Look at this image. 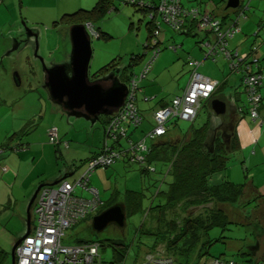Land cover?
<instances>
[{
	"label": "trees",
	"instance_id": "16d2710c",
	"mask_svg": "<svg viewBox=\"0 0 264 264\" xmlns=\"http://www.w3.org/2000/svg\"><path fill=\"white\" fill-rule=\"evenodd\" d=\"M161 1L162 0H152L149 2L143 0H124L125 4L137 6L138 10L147 17L146 29L148 30L149 48L152 50V55L149 57V59H152L153 55L156 53L152 63H154V61L157 59L162 49H177L175 45L171 44L164 46L162 44L163 41L158 38L160 32H162L161 23L166 24L163 18L164 12L160 10ZM113 2L114 0H98L90 9L81 7L77 11L64 13L57 24L62 22L68 23L70 25L89 24L99 34L98 39H103L104 37H107V34L96 27V23L98 24V22L103 20L111 6L114 5ZM180 8L186 13H189L191 10H196L197 14L194 16H184L181 14L179 19L182 21V24L180 25V30L178 33L185 32L190 36L191 33L197 32L198 36L196 45L203 52V60L210 59L213 60V62H217L218 58V60H224L226 61L225 64L229 67L230 77L232 75H240V88L238 90L245 96L246 102L248 101L245 94L246 87L243 85V79L246 75H255L260 77L258 81L259 84L255 88V94H258L260 98L257 105V111H259L260 105L263 102L262 96L260 95V89L262 87L264 71L260 68V62L258 61L259 59L255 57V54L257 53L256 47L252 46L248 52L241 53L237 50H230L228 47L229 40L222 45L216 44V37H213V28L209 29L206 27H199L200 17L208 16L217 20L220 24V28L223 29H226V27L231 28L232 25H226L225 19L223 17H217L212 13L205 11L206 9L202 6L200 1H198V5L191 8H186L182 4V0H180ZM239 13L240 11L238 9L236 16H239ZM195 19H197V22ZM166 25L172 31H174L168 24ZM221 31L223 30L221 29ZM253 48H255V50H252ZM209 51L210 54L207 56L206 54ZM227 53L228 56L226 55ZM234 53H237V56H233ZM242 55L245 57L242 58ZM142 57L143 55L141 54L130 55V58L127 59L119 74L120 81L128 85L138 80L137 94L141 90L140 83L143 81V78H140L139 76L141 71H134L133 67H135L138 62H141ZM121 60V57L112 59L110 63L104 65L98 70L95 77L107 74L113 70L115 71L120 65ZM193 62H197L199 64L197 68L193 67ZM188 63L190 64V78V75L194 70L199 73L198 68L202 65V62L191 60L188 61ZM149 70H147V72ZM230 77L228 76L227 80ZM225 86L226 82L222 84L218 83V87L214 94H217L219 90H222V88ZM182 93L175 97H181ZM214 94L212 96H214ZM209 99L200 102V107L197 109L194 118L191 121H187L191 124V126L187 128V130L181 135L174 134V128L177 126L174 125V123L177 122V119H172L168 120V122L164 125V135L152 138L147 136L156 126L154 112L165 108L166 106L156 108L152 112V127L150 126V129L144 131L142 138L136 140L131 138V136L134 135L133 133L135 130H133L131 135L128 136L127 132L128 129H137L143 123V118L137 108L136 110L140 117V122L137 125L129 122H123L124 131L122 138L119 135V131L112 130V134L110 133L112 136L106 134L107 127L113 118H101L100 124L101 129L103 130L104 146H102V148L90 158H86V156L82 157L76 152L71 156L72 160L76 161V164L78 159L82 158L80 161V168H82V172L79 174V177L85 170H87L90 160L97 155L114 152L119 154V158L110 165H99L95 168H92L89 172L90 175L88 180L84 186H80L83 180L80 182V185L76 186V182L78 181L77 179L79 177L73 182L66 181L74 186L71 192L72 197L76 199H97L95 209L89 212L82 220L74 223V225H72L70 228L75 227L82 222L86 223L92 218V216L102 211L101 208H107L113 203L119 201L124 204L127 217L133 213L139 212L146 215L148 226L142 223L138 228V235L141 236L140 238L146 237L151 238L152 240L150 251L145 253L144 257L148 254L163 252V254L170 257L176 264H192L190 261L194 263L193 260L195 258L218 259L219 257H208L207 248L216 240L209 237V231L217 227L220 228L223 233L226 230H229V227L226 226L233 223L228 217L229 208L231 209L234 207L238 208V211H242L247 207V211L244 213L245 217V215H247V213L252 208H254L259 196L255 197V194L253 190H250L246 179L244 183L242 181L236 183L231 180H227L224 176L232 153L235 152V150L239 147L236 132L234 133V138L230 142L229 154L224 151V145L220 144L219 139L216 140V149L213 154H208L203 150L202 143L207 130V119H205L202 124H196V120L198 118L200 109ZM171 100L167 106L170 105ZM4 102L5 101H1L0 103L3 104ZM246 112L249 115L250 106L247 107ZM250 119L251 121L258 120L259 113H257V118L252 119L250 117ZM127 126L128 128H126ZM20 130L21 131L12 134L11 137L6 139L5 143L1 146L2 150H8L7 153H18L23 150L25 139L23 140L22 137L28 135L30 128L29 126H23ZM75 131L77 132V130ZM17 136L20 139L19 145L11 147L13 139ZM47 136L48 142L55 148V152L59 153V145L61 144V139L59 136L56 135L53 140H51L49 137V132H47ZM123 140H127V145L124 146V144H122ZM147 140H150V144H146ZM140 143L145 146V150H142L140 147H138ZM137 156L141 157V159L137 160ZM116 164H121V168L124 170V173H130L128 180L132 178L133 180L136 178V181L137 179L139 180L143 192H135L125 187V189H122L123 195H121L122 197L120 199L117 198V195L107 199L101 198L100 193H98V191L93 186H91L92 183L90 181V177L96 172L97 169H107L114 167ZM134 166H136V168H134ZM155 174L163 177L161 181H157L156 179L151 180L149 178L151 175ZM75 187L80 188L81 195L75 194ZM44 188L46 187L41 188V190ZM89 189L96 190L95 196L90 193ZM41 190L37 194L34 206L36 205L37 199L40 196ZM84 192H87L88 196H83ZM115 193L119 195L120 192L115 191ZM34 221V229L30 235H32L35 230L36 218ZM238 226H240L239 223ZM68 229L64 231V235L61 238V243L63 245L79 246L81 244L89 243L85 240H80L77 238H74L70 244L64 243ZM87 229L89 230L90 234L94 235V231L90 226H88ZM222 237L219 238V240L223 239ZM92 242L98 243L100 248H111L114 255L113 259L117 261L125 259L129 254L128 245H125L121 240L118 239L106 241L97 239L93 240ZM138 244H141V239L138 240L137 245ZM261 250L264 253V245L261 247ZM6 253L7 252L4 249H0V264H5V262L7 263L8 257ZM174 254H178L179 259L175 258ZM262 258L264 257L262 256L258 258V261ZM232 262L237 264L233 260Z\"/></svg>",
	"mask_w": 264,
	"mask_h": 264
},
{
	"label": "crops",
	"instance_id": "0c3cea01",
	"mask_svg": "<svg viewBox=\"0 0 264 264\" xmlns=\"http://www.w3.org/2000/svg\"><path fill=\"white\" fill-rule=\"evenodd\" d=\"M46 5H39L37 0H1L0 2V57L3 54H6V52L11 51L12 42H10V38H17L15 30L18 28V24L20 22L24 21L27 26H33V25H39L42 24L45 26L46 30L49 31L50 34L49 37L47 36V33L44 32L45 39L48 42V38H53L54 40H57V37L55 35V30H58L59 28H62L64 26H68L70 24L68 23H59V17L63 15L64 13H67L68 10L72 7L73 3L71 1L66 3H60L54 4L52 1L44 0ZM143 1H152V0H143ZM198 1L201 2L202 6L206 9L205 11H208V13H212L214 16L217 17H223L225 19L226 25L230 24L231 21L236 18V12L237 10H226L225 5L228 0H182V4L186 8H191L196 5H198ZM249 2V10L246 13L247 18L241 17L238 19V29L239 32L234 35V37L228 41V46H230V50H237L241 53H246L248 50L251 49V47H256L257 53L255 54V57L259 59L260 62V68L264 71V37L258 40L260 33L264 35V30H262V27H264V0H239V5L243 6L246 2ZM32 2H35L38 4L37 7H30ZM50 2V3H49ZM85 6L84 8H89L88 5L82 4ZM36 8V9H35ZM240 8V7H239ZM238 8V9H239ZM25 9V11H24ZM40 11V15L35 18L36 20L32 18L33 15L31 14H37ZM71 12V11H70ZM35 21V22H32ZM14 24L13 28L11 29L9 25ZM68 24V25H66ZM96 27L100 28L99 23H96ZM102 32H105L101 29ZM252 39H248L251 34ZM107 34V37H104L103 40L108 41L110 38L109 34ZM193 34V33H191ZM190 36L187 35L185 32H179L178 35H185L186 37ZM54 36V37H53ZM94 39V38H92ZM99 40V39H97ZM175 40V41H174ZM258 40V41H257ZM95 40H91V42H94ZM174 45L177 47L176 54L181 58L184 63L185 67L187 68L188 72L190 71V64L188 61H193L196 58H199V54L195 56V58L192 57L193 53L187 49V56L185 53L180 52L179 49L183 46L184 40L177 46V44L180 42L178 39H173ZM59 40L56 42L54 41V44L58 45ZM177 42V43H176ZM49 44H53L50 43ZM197 44V41H196ZM164 46L165 43L163 44ZM168 45V44H167ZM94 46V45H93ZM46 47V46H45ZM94 49V48H93ZM54 50V49H52ZM202 51V50H201ZM186 52V51H185ZM93 54V51H92ZM14 52H10L9 54V60L12 62L15 59ZM202 57V56H201ZM173 56L169 54L167 63L172 60ZM6 58H4L0 65V71L2 72V67H6L8 61ZM203 60V59H202ZM226 61L222 60L221 63H225ZM110 63V62H109ZM102 68V67H101ZM200 67L198 68L199 72ZM200 73V72H199ZM228 76L230 77L229 73L226 76V79H224V82H227ZM189 80V77L186 81V83L182 86L176 84L174 90L172 93L164 94L165 88L158 85L157 80H153L150 82H144V80L140 83V92L136 95L135 99V105L137 110L140 112L143 123H142V129L148 130L153 125V119H152V112L156 108H161L164 106H167V104L170 102V100L180 95L183 92V89L187 85ZM5 82L10 84L8 80H4V82H0V85H4ZM178 85V86H177ZM184 86V87H183ZM9 88H4V90L8 93L6 97H4V94L0 95V97L4 99H0L1 101H5L3 104L0 103L1 107L0 110L6 109V113L3 115L4 118L9 117L7 115L8 109L12 111L13 119L11 121V127L14 128L17 124H23V126H29L30 130L28 134L30 135L28 138L25 139V145L23 147V150L16 153H7L8 150H2L1 146L5 143L6 139L8 137H3V139H0V155L4 158L2 161H0V249H4L6 246L5 244H12L13 242H16L22 235H24L26 232H32L34 229V204L35 200L32 203V205L29 206L30 198L32 196V193L34 189L41 185V184H50L54 182L55 180H58L63 176L64 174L70 175L73 174L70 178H67V181L73 182L76 181V179L79 177V174L82 172L80 171L79 174L75 177L76 171L79 170V168L76 167V161L72 160V158L67 159L70 155L69 153V147L70 144L69 139H66L64 135L68 134L70 135L72 130H76L74 127H68L67 131L63 132V129H60V126H57L55 128L54 122L59 121L58 120V114H50L51 106L50 104L45 100L43 95L41 94L39 97L33 96V99H37V106L36 108L26 113L25 112V103L28 97H24L25 94L21 92L18 89H16L14 86L12 87V84ZM264 81L262 82V87L260 89V95L262 96L263 102L260 105L259 111V119L256 121H251L247 111V102L245 99V96L243 94L237 95L235 97L239 114L242 115V117L239 119L237 125H236V136L239 142L238 149L235 150V152L232 153V156L230 160L233 158L232 162L233 164L231 167L237 168L235 171L232 169L227 172L226 171L231 168L230 166L225 170L224 176L227 180H231L233 182H241L240 178L243 174L245 176V179L247 180V184L250 188V190L254 192L255 197L259 196L257 199V203L252 208L245 217L242 215V211H239V216L237 217L236 225L238 223L240 225H245L248 227V229L252 230L248 232L250 233L251 237L250 239H253L255 244L258 246L256 247V250L251 249V254H254L255 256H263L264 253L261 250V247L264 245ZM225 87L222 88V90H219V92L223 91ZM239 91V90H238ZM39 95V94H38ZM23 96V97H22ZM156 101V103L149 104L152 101ZM28 105V104H26ZM241 109V110H240ZM51 111V112H50ZM24 112V113H21ZM24 116H26L24 118ZM52 116H57V118H53L54 121H52ZM60 116V115H59ZM46 119V120H45ZM9 120V118H8ZM38 123H35L37 122ZM46 123L45 127L44 124ZM174 125H177V123H174ZM151 126V127H150ZM41 128V129H39ZM43 128V129H42ZM55 128L56 134L61 139V144L59 145V153L55 152V148L48 142L46 131L48 129ZM128 128V126L126 127ZM98 130V131H96ZM129 130V129H128ZM39 131L41 134V137L37 138L34 134L35 132ZM86 133V142L90 144L87 140L92 136V141H94L97 138L98 133H102L103 130L101 128H92V131L89 132V130L83 128L82 130L77 129V132ZM184 131L179 130L177 126L174 128V134L175 135H181ZM91 133V134H90ZM63 135V136H62ZM90 135V136H88ZM141 135L138 137L132 135L131 138L133 139H139ZM73 139V143L77 142L76 137H70ZM92 144L88 146L90 149H88L87 154H82V157L90 158L94 154H96L101 148L96 149L95 151H92ZM104 146V145H103ZM96 147V146H93ZM77 151H73L72 155ZM55 155L56 158V168L58 171L53 168V156ZM80 155V154H79ZM44 156L48 157V160L46 161L47 168L40 169V163L43 160ZM78 158V157H77ZM76 158V159H77ZM74 161V162H73ZM75 163V166L72 167V164ZM152 165V164H151ZM49 167V168H48ZM121 164H116L114 166V173H119ZM159 168V167H157ZM93 175L90 177V181L92 183ZM244 179V181H245ZM133 183L132 186L126 187L127 189H130L135 192H141V186L140 182L136 178L135 180L130 179ZM243 182V181H242ZM140 186V188H139ZM102 189L97 187L98 193H103V197L105 199L110 198L114 195H117V198H121L123 195L122 189L119 191L117 187L114 189H109L105 187V185L101 186ZM115 191L120 192L119 195L115 193ZM143 192V191H142ZM108 196V197H107ZM262 196V197H261ZM261 197V198H260ZM232 210H229L228 217L230 219L231 215L233 214L232 211H234V207L231 208ZM27 215H29V220H27ZM235 216V214L233 215Z\"/></svg>",
	"mask_w": 264,
	"mask_h": 264
},
{
	"label": "rangeland",
	"instance_id": "374dc122",
	"mask_svg": "<svg viewBox=\"0 0 264 264\" xmlns=\"http://www.w3.org/2000/svg\"><path fill=\"white\" fill-rule=\"evenodd\" d=\"M48 1H52L54 4H58V5H60V3H66L69 1L73 2V3H69V4H72V7L70 8V10H68V12L70 13V11L71 12L77 11L81 7H85L82 4L88 5V7H89L88 9H90L94 6L96 1H98V0H48ZM37 2L40 6L46 5L44 0H37ZM113 3H114V5L111 6V8L106 13V16L103 18V20L98 22L100 25V28L102 30H104L105 32H107L109 34L110 38L108 39V41H105L103 39H99V40L91 39V40H95V41L92 42L93 54H92V58L90 61V67H89L90 74L97 73L101 67L108 64L112 59H116L119 57L122 58V62H123L122 66H124L127 59L130 58V55H132V54L143 55L141 62H138L137 65L135 67H133L134 71L140 72L144 66L143 64H145L148 61L149 57L152 55V50L149 48V42H148V30L146 29L147 17L142 12H140L138 10L137 6L125 4L124 0H114ZM38 4L35 2H32L31 5H29V6L32 7V9H34V7H37ZM24 11H25V9H24ZM31 15H33L32 16L33 20L34 19L36 20L38 18V16L40 15V11H39V13H37L35 15L34 14H31ZM35 17H37V18H35ZM61 18H62V15L59 17L58 21ZM32 22H35V21H32ZM13 25L14 24H11V25H9V27L11 28ZM66 25H68V24H66ZM39 26H41L43 31L47 33L48 37L50 34H52L49 31H47L45 26H43L42 24H39ZM262 30H264V27H262ZM161 31L162 32H160L158 38H160L163 41L162 44L165 43V45H167V44L174 45L173 43L175 40L173 41V39L175 38V39L180 40V42L177 44V46H178L184 40L183 46L181 47V49H179V51L185 53V55L187 56L188 55L187 49H188L189 51H191V53H193V55H192L193 58H195V56L197 54H199V58H196L195 60H197L198 62H202V65L200 66V69H199V72L201 73V75L204 77H207L213 81H216L219 84L223 83L225 77L230 72L229 67L225 63L224 64L221 63V60H218L219 58L217 59V62H213V60H210V59L202 60L203 59V56H202L203 52L196 45L197 37L190 39L189 37H186L185 35H178V32L172 31L164 23H161ZM253 34H254V32L248 38L249 40L252 39ZM55 35H56L57 40H58L56 30H55ZM263 37H264V35L262 33H260L258 40H260L261 38L263 39ZM57 40H54L53 38H50V39L48 38V43H47L46 47H44L45 51L43 50L44 53H42V55L45 57L46 60H47V58L50 57V51L52 49H54L55 53L59 49L60 43L58 42V45L54 44V41L56 42ZM49 42L53 43V44H49ZM263 45H264V43H263ZM228 47H230V46H228ZM30 50H32V49L29 47V49H25L23 52L20 51V53L18 54L19 57L26 56L27 52L30 54ZM54 51H52V52H54ZM39 53H41V51H39ZM169 54H171L173 56V58L168 64L166 61L168 59ZM54 56H55L56 61H60L62 59V57H64L62 55H59L58 53H56V55H54ZM34 62L38 64V67L40 70L39 59L36 60V58H34ZM46 62L50 63L51 61H46ZM152 64L150 66V70L147 72V74L145 75V77L142 80H144V82H150V81H153L154 79L157 80L158 85L165 88L164 94L172 93V91L174 90L177 83L180 86L184 85L186 83L188 77H189L190 72H188L187 68L185 67L184 61L181 58H179V56L176 54V50L167 49V48L162 49L159 56L157 57V59ZM9 80H10V78H9ZM1 81L4 82V78H3L2 72L0 71V82ZM12 81L13 80H11L10 83H12V87H13L14 85H13ZM263 81H264V78H263ZM23 82H24L23 94H25V92H26V95H24V97H28V99L26 100V103H25V106H26L25 112L28 113V112L33 111L37 106L38 100L37 99L35 100V98L33 99V96L37 95L39 97L40 95H38V94H42V93L39 92L41 90H36L37 89L36 86L32 87V88L28 87V85L26 86V84H27L26 77L23 78ZM8 85L10 86L9 83H8ZM8 85L6 82L4 85H0V95L2 94V88H9ZM3 93H4V97H6L8 95V93L6 91H3ZM0 99H4V98L0 97ZM155 103H156V101L153 100L149 104L154 105ZM26 104H28V105H26ZM0 107H1V105H0ZM7 112H8L7 115L9 117L4 118L3 115L6 113V109H3L2 111L0 110V139L1 140L5 136L11 137L12 134L21 131L20 129H22V125H23V124H17L14 128H12L11 127V124L13 122V121H11L13 119V115L11 113L12 111H10V109H8ZM205 112H206V107H204V105H203V107L199 111L198 118L196 120V124H202L205 121V119H207V117H206L207 115ZM21 113H24V112H21ZM25 117L26 116H24V118ZM8 118H9V120H8ZM53 118H57V116H52V119H51L52 121H54ZM57 119L60 120L61 122L55 121L54 122L55 128L57 126H60V129H63V132L65 134V132L67 131V128H68L67 127L68 122L66 121L67 120L66 117L63 118L62 116H58ZM71 120H73V119H71ZM174 120H176V119H174ZM35 123H38V120ZM176 123H177V128L180 130L182 129L183 131H186L187 128H189L191 126V124L189 122L181 121L178 119H177ZM38 124H40V123H38ZM45 125H46V123L44 124V127H45ZM141 126L138 127L137 129H129L127 132V136L131 135L133 130H135L133 133L134 136L138 137L139 135H141L140 138H142L144 130L142 129ZM73 127L76 130L77 129L82 130L83 128H85V129L89 130V132H90V131H92V128H101V124H100V122H97V123H95V125L93 127H90V124L88 122L78 120V122L76 124H74ZM55 128H51V129L55 130ZM121 128H122V131H119V135L122 138L124 126L122 125ZM39 129H41V128H39ZM48 130H50V129H48ZM48 130L46 131V134H47V132H49ZM96 131H98V130H96ZM110 131H111L110 129H107L106 134L109 136H112L109 133ZM91 133H93V131ZM95 133L97 134V138L94 141H92V136H90V135H88V136H90V138L87 140L90 144H92L93 146H96V147L91 146L92 151H95L96 149L101 148L103 146V141H104V137H103L102 133L101 134L98 132H95ZM32 134H28V135L22 137L23 140L28 138ZM34 134H36L35 136L37 138H39V137H41L42 133L40 134L39 131H37ZM71 136L76 137L78 139L77 142L73 143L72 142L73 139L70 138ZM64 137H66V139H69L70 144L72 143L69 147L70 155L68 157H66L67 159L69 158V160H70L73 151H77L76 153H78L80 155H82L84 153L86 156L89 155L86 152V151H88V149H90L88 147V146H90V144H88L85 140L86 133H83V131L82 132L80 131L77 133L75 130H72V133L70 135L66 134V135H64ZM47 139H48V136H47ZM19 140L20 139L18 136L15 137L13 139V142L11 143V147H15V146L19 145ZM122 144H124V146L127 145V140H123ZM146 144H150V140H147ZM81 159L82 158L78 159V162L76 165L77 168L80 167ZM47 160H48V157L44 156V158L41 161L40 166H39L40 169L45 170L47 168V165H46ZM232 160H233V158L231 160H229L230 162L228 164V167L229 166L231 167V165L233 164ZM49 161L50 160H48V162ZM55 163H56V158L54 155L53 156V168L52 169L56 168ZM134 168H136V166H134ZM81 169L82 168H79V170L76 171L75 177L79 174ZM231 169L233 171H235L237 168H234V167L229 168L226 171V175H227V172ZM56 170L58 171L57 168H56ZM113 171H114V167H110L107 169H101V168L97 169L93 175V180H92L91 186H93L95 189H97V187L102 189L101 186L105 185V187H107L111 190L114 189L115 187H117L118 190L119 189L121 190V189H125V187H130L133 185L132 181L130 179L128 180V176L130 175V173H124V170H122L121 167H120L119 173H114ZM149 178L151 180L156 179L157 181H161V179L163 177L155 174V175H151V177H149ZM244 179H245L244 175L242 174L240 180L243 181V183H244ZM61 183L56 185V186H53L51 188H59ZM139 188H140V186H139ZM74 190H75L76 195H81V190L79 187H75ZM100 195H101L102 199H105L103 197V193H100ZM83 196H88V193L84 192ZM104 208L105 207L101 208V210H103ZM229 210H232V209L229 208ZM246 211H247V207L242 210L243 217H244V213ZM232 212H233V214L231 215L230 220H232L231 222H233V223L228 224V226H226V227H229V230H226L223 233L220 230V228L217 227V228H213L211 231H209V237L211 239H216V240L207 248L208 257H219L222 260H233L237 264H256V262L258 261V258H260L261 256H255L254 254H251V252H249V251H251L250 247L255 245L254 240L250 239L251 235L248 232V230L249 231H252V230L248 229V227H246L245 225H240V226L236 225V223H234V222L236 221L237 217L239 216L238 208H235L234 211H232ZM234 214H235V216H233ZM148 219H149V217H148ZM127 223H128V227L126 230V233H127L126 235H127V245L129 247V254L127 255V257L125 259H122L121 261L114 260L113 259L114 255L112 253L111 248H109V247H103L102 248L101 247L99 250L100 262L98 261L97 264H141V261L144 257V254L150 251V246L152 244L151 238H146V237L140 238L141 236L138 235V228L140 227V225L142 223H144V224H146V226H148L146 215L142 214L140 212L139 213H133L127 217ZM86 226L87 225L82 222L79 225L68 229L66 232V237H65L64 243L70 244L73 241V238H78L80 240L86 241V240L103 239V238H105V235H110L109 232H107V234H105V232H106L105 231L98 238L96 236L91 235L89 230L87 229L88 227H86ZM111 235H114V233H112ZM221 237L223 239L219 240V238H221ZM0 239H1V235H0ZM139 239H141V244L137 245ZM101 241H106V240L103 239ZM5 245L6 246L4 247V250L6 252H9L10 248H11L10 244L8 243ZM256 247H258V246L256 245L255 248ZM242 251L244 252V254ZM263 257H264V255H263ZM175 258H178V254L175 255ZM206 259L207 258H203V259L202 258L201 259L195 258L194 260L192 259L194 261V263L192 261H190V262L192 264H202ZM8 264H10V260H8Z\"/></svg>",
	"mask_w": 264,
	"mask_h": 264
},
{
	"label": "water",
	"instance_id": "95a60500",
	"mask_svg": "<svg viewBox=\"0 0 264 264\" xmlns=\"http://www.w3.org/2000/svg\"><path fill=\"white\" fill-rule=\"evenodd\" d=\"M248 5V1L243 6H240L239 0H228L225 9L237 10L241 7L244 13L243 17L247 18ZM238 19L239 16H236L230 23V25H235L237 29L236 34L239 32ZM14 26L11 29H14ZM14 32H16L17 38H10V42H12L11 51L6 52V54L0 57L1 65L4 58L9 60L10 52H14L16 56L12 62L8 61L6 67H2L4 80H8L9 82L13 80L14 87L16 89L19 88L23 92V78L26 77V86L28 85L31 88L36 86V90H41L39 92L43 94V97L51 106L52 112L50 111V114H58L63 118L66 117L69 128L73 127L78 120L86 121L90 124V127H93L95 123L100 122L101 118L112 119L122 109L130 92L129 85L121 82L119 78L123 62L121 60L118 68L107 74L98 77H95L97 73L90 74L92 42L91 36L84 24H72L56 30L60 43L56 53L64 56L60 61H56L54 50L50 51V57L47 60L42 55L45 51L44 47L48 42L45 39L41 26L33 25L29 27L22 21ZM197 36V32L191 34V38ZM29 47L32 49L30 50V54L27 52L26 56L19 57L20 51L23 52L25 49H29ZM33 57L36 60L39 59L40 70L38 64L34 62ZM46 61L51 62L47 63ZM240 71L242 72V70ZM240 79V75H232L226 80L225 89L222 92L214 94L204 104L207 115V130L202 146L203 150L208 154L214 153L217 139H219L220 144L224 145V151L227 154L230 153V142L234 138L236 125L242 117L239 114L235 100L237 95L242 94L238 91ZM3 91H5L4 88H2ZM3 158L0 155V161ZM74 166L75 163L72 164V167ZM72 175L64 174L61 178L50 184L37 186L32 193L29 206L32 205L41 188L53 187L61 182H66L67 178H70ZM94 192H96L95 189ZM29 218V215H27V220ZM85 224L87 225L86 227L90 226L94 231L93 236L99 238L106 231L105 234L109 232L110 235H105L103 239H118L125 245L127 244V214L122 202H115L113 205L103 209L92 216ZM112 233L114 235H111ZM29 235L30 232L28 231L10 245V251L6 253L8 258L5 264H8V260H10V264H15L16 249L22 240ZM86 241L90 243L93 240ZM255 246L256 244L250 247V249L256 250Z\"/></svg>",
	"mask_w": 264,
	"mask_h": 264
},
{
	"label": "built area",
	"instance_id": "2783aa9c",
	"mask_svg": "<svg viewBox=\"0 0 264 264\" xmlns=\"http://www.w3.org/2000/svg\"><path fill=\"white\" fill-rule=\"evenodd\" d=\"M160 10L164 12V20L174 32L180 30L182 21L180 15H196V10H191L189 13L183 12L180 8V0H162ZM187 14V15H186ZM244 16L240 10L239 18ZM244 18V17H243ZM197 22V19H195ZM85 27L91 38H99V34L89 24ZM199 27L213 28V37L216 44H223L232 39L236 34V27L232 24L231 28H220L217 20L208 16L200 17ZM221 29L223 31H221ZM208 47V45L206 44ZM211 48V47H210ZM222 50V47H221ZM252 50H255L253 48ZM154 54V53H153ZM210 51L207 52V56ZM156 55V53L153 55ZM228 56V53L226 54ZM233 56H237L234 53ZM245 57L242 55V58ZM149 59L139 73L140 78H144L147 70L150 69L153 61ZM193 67L197 68L198 63L193 62ZM236 66V65H235ZM237 67V66H236ZM238 68V67H237ZM243 72V71H242ZM139 78V79H140ZM259 76L246 75L243 79V85L246 87L245 94L247 97L248 106H250L249 115L252 119L257 118V105L259 103V95L255 94V88L259 84ZM136 80V79H135ZM217 82L202 76L195 70L191 73L189 81L181 97H175L171 100L169 106L159 109L154 112V120L156 126L147 135L149 138L160 137L164 135V125L168 120L181 119L191 121L196 115L197 109L200 107V102L209 99L217 88ZM138 81H134L129 85L130 92L122 109L111 120L107 129L111 132L122 131L123 122L138 124L140 117L136 110L135 97L137 95ZM112 134V133H111ZM51 140L56 137L55 130L49 131ZM142 150L145 146L140 143L138 145ZM119 154L110 152L103 153L93 157L87 170H85L80 179L76 182V186H84L90 175V170L99 165H110ZM137 160L141 157L137 156ZM74 186L68 182H62L59 188L46 187L41 190L40 196L34 206V216L36 218V227L32 235L27 236L16 249L15 264H97L100 262L99 248L96 242L81 244L79 246H66L61 243L64 231L70 228L77 221L82 220L89 212L96 207V198L76 199L71 196ZM90 193L95 196L94 189H89ZM141 264H176L170 257L163 252L148 254L144 257ZM202 264H234L232 260L206 259ZM257 264H264V258L260 259Z\"/></svg>",
	"mask_w": 264,
	"mask_h": 264
},
{
	"label": "clouds",
	"instance_id": "9594fccd",
	"mask_svg": "<svg viewBox=\"0 0 264 264\" xmlns=\"http://www.w3.org/2000/svg\"><path fill=\"white\" fill-rule=\"evenodd\" d=\"M238 10V9H237ZM241 10V7L239 8V11ZM242 11V10H241ZM92 39V38H91ZM98 39V38H97Z\"/></svg>",
	"mask_w": 264,
	"mask_h": 264
}]
</instances>
